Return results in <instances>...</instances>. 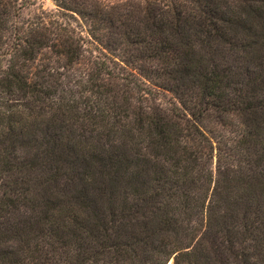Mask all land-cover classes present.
<instances>
[{
    "label": "trees",
    "instance_id": "obj_1",
    "mask_svg": "<svg viewBox=\"0 0 264 264\" xmlns=\"http://www.w3.org/2000/svg\"><path fill=\"white\" fill-rule=\"evenodd\" d=\"M52 1L0 0V264H264V0Z\"/></svg>",
    "mask_w": 264,
    "mask_h": 264
},
{
    "label": "rangeland",
    "instance_id": "obj_2",
    "mask_svg": "<svg viewBox=\"0 0 264 264\" xmlns=\"http://www.w3.org/2000/svg\"><path fill=\"white\" fill-rule=\"evenodd\" d=\"M22 1H25V0H22ZM27 1L34 2V4L27 5V7H25L23 9V12L25 14L35 13L36 11L39 10V7H42L45 10H50V9H53L55 7L52 0H27ZM263 76H264V73H263ZM69 139H70L69 137H63V141H68ZM72 140L78 141V138L75 137ZM68 155H69V158L71 156H74L75 158H74L72 164L66 165V167H65L66 174H69V175L70 174H76L75 166L78 163V160H80L81 158H86L87 154L83 148H81L80 146H77L73 150V152L68 153ZM76 176H77V174H76Z\"/></svg>",
    "mask_w": 264,
    "mask_h": 264
}]
</instances>
